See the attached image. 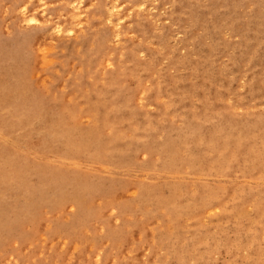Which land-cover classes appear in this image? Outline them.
<instances>
[{"label":"rangeland","instance_id":"rangeland-1","mask_svg":"<svg viewBox=\"0 0 264 264\" xmlns=\"http://www.w3.org/2000/svg\"><path fill=\"white\" fill-rule=\"evenodd\" d=\"M110 263L264 264V0H0V264Z\"/></svg>","mask_w":264,"mask_h":264},{"label":"bare ground","instance_id":"bare-ground-1","mask_svg":"<svg viewBox=\"0 0 264 264\" xmlns=\"http://www.w3.org/2000/svg\"><path fill=\"white\" fill-rule=\"evenodd\" d=\"M22 8V7H21ZM110 10V9H109ZM111 11V10H110ZM59 29V28H58ZM52 190V189H51ZM15 243V242H14ZM97 262V261H96ZM111 264V263H110Z\"/></svg>","mask_w":264,"mask_h":264}]
</instances>
